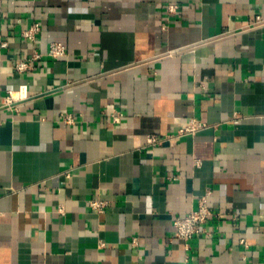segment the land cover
Returning <instances> with one entry per match:
<instances>
[{
	"label": "crops",
	"instance_id": "0c3cea01",
	"mask_svg": "<svg viewBox=\"0 0 264 264\" xmlns=\"http://www.w3.org/2000/svg\"><path fill=\"white\" fill-rule=\"evenodd\" d=\"M2 42L0 264H264V0H0Z\"/></svg>",
	"mask_w": 264,
	"mask_h": 264
},
{
	"label": "built area",
	"instance_id": "2783aa9c",
	"mask_svg": "<svg viewBox=\"0 0 264 264\" xmlns=\"http://www.w3.org/2000/svg\"><path fill=\"white\" fill-rule=\"evenodd\" d=\"M176 5H169L168 12L174 13L176 12ZM259 19V17H257ZM39 30L38 24L32 25L28 30L24 31L22 36L25 38L32 39L34 34ZM1 47H6V43L2 42L0 44ZM47 56L53 59H59L66 55V49L63 44L59 42H51L47 49ZM40 56L33 55V57L26 61H17L15 62L14 69L18 72H24L29 69V63L34 59H38ZM29 98L28 90L26 85L21 84L18 86L17 90H5L0 86V109L7 110L9 112H17L19 110L20 104ZM121 114H113V121L118 123L121 119ZM63 121L66 124L73 125L74 120L71 115L63 116ZM206 126L200 123L198 120L191 118L188 120L186 126L180 130H178V135H194L198 131L204 129ZM161 141L160 138L156 136H151L148 139V143L155 145L159 144ZM89 206L97 211H102L105 202L99 200H90ZM211 215V211L206 204L205 198H201L198 201L197 208L192 210L189 214H187L183 218H173L172 220V229H173V238L177 240H181L183 242H188L193 236L201 230V227L206 223L208 217ZM242 245H245L243 240H240Z\"/></svg>",
	"mask_w": 264,
	"mask_h": 264
}]
</instances>
